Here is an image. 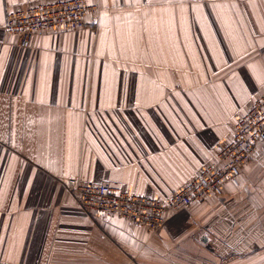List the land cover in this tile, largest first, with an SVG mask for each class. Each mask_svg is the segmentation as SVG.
Listing matches in <instances>:
<instances>
[{
  "label": "crops",
  "instance_id": "obj_1",
  "mask_svg": "<svg viewBox=\"0 0 264 264\" xmlns=\"http://www.w3.org/2000/svg\"><path fill=\"white\" fill-rule=\"evenodd\" d=\"M0 0V264H264V136L235 179L151 231L95 218L75 177L168 198L264 94V0H86L9 34Z\"/></svg>",
  "mask_w": 264,
  "mask_h": 264
},
{
  "label": "built area",
  "instance_id": "obj_2",
  "mask_svg": "<svg viewBox=\"0 0 264 264\" xmlns=\"http://www.w3.org/2000/svg\"><path fill=\"white\" fill-rule=\"evenodd\" d=\"M92 9L94 7L86 0L42 2L10 11L5 27L9 34L20 35L23 42L28 43L36 31L85 26L87 11ZM263 136L264 94L235 123L234 136L219 148L215 160L166 200L119 189L110 183H93L75 177L69 178L65 186L78 204L95 218L118 216L158 231L168 215L220 192L226 179H235L257 151Z\"/></svg>",
  "mask_w": 264,
  "mask_h": 264
},
{
  "label": "rangeland",
  "instance_id": "obj_3",
  "mask_svg": "<svg viewBox=\"0 0 264 264\" xmlns=\"http://www.w3.org/2000/svg\"><path fill=\"white\" fill-rule=\"evenodd\" d=\"M85 18H86V17H85ZM86 21H87V20H86ZM86 25H87V23H86ZM86 25H85V26H86ZM83 27H84V26H83ZM75 29H77V28H75ZM254 154H255V153H254ZM211 163H212V162H211ZM207 165H208V164H207ZM207 165H205L203 168H201L200 171H202L204 168H206ZM200 171H198V172H200ZM196 174H197V173H196ZM196 174H195V175H196ZM221 186H222V184H221ZM116 187H117V186H116ZM220 192H221V187H220ZM220 192H218V193H213V194H219ZM138 194H139V193H138ZM143 195H145V194H143ZM148 196H149V195H148ZM165 200H166V199H165ZM202 200H203V199H202ZM199 201H201V200H199ZM195 202H196V201H195ZM167 221H168V219H166V221H165L163 227L166 225ZM163 227H162V228H163ZM162 228H161V229H162Z\"/></svg>",
  "mask_w": 264,
  "mask_h": 264
}]
</instances>
